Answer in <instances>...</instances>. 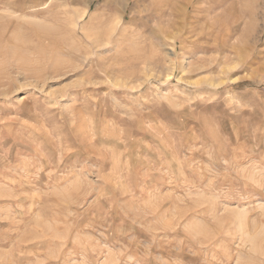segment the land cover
<instances>
[{
    "label": "rangeland",
    "instance_id": "obj_1",
    "mask_svg": "<svg viewBox=\"0 0 264 264\" xmlns=\"http://www.w3.org/2000/svg\"><path fill=\"white\" fill-rule=\"evenodd\" d=\"M117 1L0 0V264H264V0Z\"/></svg>",
    "mask_w": 264,
    "mask_h": 264
},
{
    "label": "bare ground",
    "instance_id": "obj_2",
    "mask_svg": "<svg viewBox=\"0 0 264 264\" xmlns=\"http://www.w3.org/2000/svg\"><path fill=\"white\" fill-rule=\"evenodd\" d=\"M112 1V0H111ZM113 1H117V0H113ZM118 2V1H117ZM111 3V2H110Z\"/></svg>",
    "mask_w": 264,
    "mask_h": 264
}]
</instances>
